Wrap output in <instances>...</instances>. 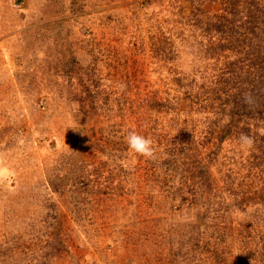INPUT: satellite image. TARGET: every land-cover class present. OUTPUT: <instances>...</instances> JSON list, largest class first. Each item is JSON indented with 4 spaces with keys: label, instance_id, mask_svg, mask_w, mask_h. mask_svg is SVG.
Wrapping results in <instances>:
<instances>
[{
    "label": "rangeland",
    "instance_id": "1",
    "mask_svg": "<svg viewBox=\"0 0 264 264\" xmlns=\"http://www.w3.org/2000/svg\"><path fill=\"white\" fill-rule=\"evenodd\" d=\"M245 92L264 0H0V264H264Z\"/></svg>",
    "mask_w": 264,
    "mask_h": 264
},
{
    "label": "clouds",
    "instance_id": "2",
    "mask_svg": "<svg viewBox=\"0 0 264 264\" xmlns=\"http://www.w3.org/2000/svg\"><path fill=\"white\" fill-rule=\"evenodd\" d=\"M242 99L243 103L250 109L257 106V99L252 92H245ZM228 119V117H225V122H227ZM125 142L127 143L129 150L133 153L142 156L145 159H155L156 149L153 147V141L150 137L140 135L136 132H130L125 137ZM236 142L242 149L249 150L253 147L255 141L253 137L241 133Z\"/></svg>",
    "mask_w": 264,
    "mask_h": 264
},
{
    "label": "trees",
    "instance_id": "3",
    "mask_svg": "<svg viewBox=\"0 0 264 264\" xmlns=\"http://www.w3.org/2000/svg\"><path fill=\"white\" fill-rule=\"evenodd\" d=\"M231 111L234 112L233 114H237V113H235V108H234V107L231 109ZM248 111L251 112V113L253 112V110L251 111L250 108L248 109ZM248 111H246V108H245V113H244L245 116H247V112H248ZM263 111H264V109H263V110H259V111L255 110V111L252 113L251 116L259 115V114H261ZM251 118H252V117H251ZM251 118H250V119H251Z\"/></svg>",
    "mask_w": 264,
    "mask_h": 264
}]
</instances>
